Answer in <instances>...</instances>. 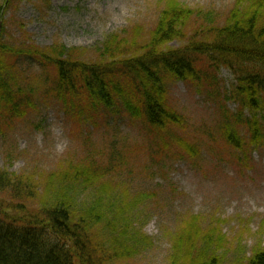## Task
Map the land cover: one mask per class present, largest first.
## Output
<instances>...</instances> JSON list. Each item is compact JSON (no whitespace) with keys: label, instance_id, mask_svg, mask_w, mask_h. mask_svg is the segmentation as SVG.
<instances>
[{"label":"rangeland","instance_id":"1","mask_svg":"<svg viewBox=\"0 0 264 264\" xmlns=\"http://www.w3.org/2000/svg\"><path fill=\"white\" fill-rule=\"evenodd\" d=\"M169 1L16 0L6 12V0H0V34L4 26L5 42L15 49H23L24 43L42 51L62 47L67 54L79 50L83 60L91 61L114 35H137L140 43L148 41ZM175 1L194 11L188 25V32H193L208 21L225 24L237 0ZM184 44L174 41L169 46ZM23 57L13 62L10 83L32 93L35 109L14 120L4 116L0 172L36 177L42 193L47 183L37 178L62 167L90 159L107 168V181L114 187L107 188L110 197L127 203L134 230L148 240L138 243L132 238L129 244L136 246L135 252L109 264H175L171 236L192 215L199 217L203 230L219 226L225 235L227 242L217 251L223 264L246 260L259 244L264 247V145L250 144L251 134L240 123L243 148L223 138V124L233 122L231 116L239 109L238 102L230 99L235 78L229 70L222 69L204 87L169 81V105L185 121L173 133L196 151L192 155L175 146L159 154L142 121L124 108L115 115L87 107L93 113L86 109L81 119L74 118L55 99L43 95L55 75L53 69ZM6 59L13 61V56ZM243 115L247 118L250 112ZM78 189L75 196L85 210L94 200L95 187ZM8 199L7 193H0V201ZM40 205V198L29 203L33 209Z\"/></svg>","mask_w":264,"mask_h":264},{"label":"trees","instance_id":"2","mask_svg":"<svg viewBox=\"0 0 264 264\" xmlns=\"http://www.w3.org/2000/svg\"><path fill=\"white\" fill-rule=\"evenodd\" d=\"M14 1L6 0V12ZM194 15L171 0L148 41L140 43L137 35H114L91 61L83 60L79 50L67 54L62 47L42 51L24 43L23 49H15L5 42L3 26L0 127L4 116L14 120L35 109L32 93L10 83L13 62L23 55L53 69L55 75L43 95L55 99L74 118L81 119L86 109L93 113L87 107L115 115L124 108L142 121L159 154L178 146L195 155L196 147L173 133L185 121L169 105V81L204 87L227 69L235 78L230 99L238 102L239 109L231 116L233 122L223 124V138L243 148L245 139L238 131L243 124L251 134L250 144L263 146L264 0H237L225 24L208 21L188 32ZM174 41L185 44L172 48L169 44ZM10 54L13 61L6 59ZM245 110L250 112L247 118L243 117ZM109 174L107 168L86 159L37 178L47 183L40 193L36 177L0 172V193L9 195L7 202L0 201V264H109L133 254L132 238L138 243L147 238L134 230L127 203L110 197L107 188L114 187L107 181ZM80 186L81 190L95 187L94 200L85 210L75 196ZM124 197L128 200L129 196ZM37 198L40 208L33 209L29 203ZM171 241L175 264H223L217 251L227 242L225 235L219 226L203 230L198 216L186 217ZM234 264H264V247L259 244L252 256Z\"/></svg>","mask_w":264,"mask_h":264}]
</instances>
